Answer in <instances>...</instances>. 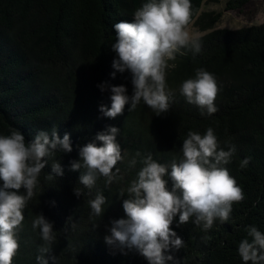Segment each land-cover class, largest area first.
<instances>
[{"label": "trees", "instance_id": "trees-1", "mask_svg": "<svg viewBox=\"0 0 264 264\" xmlns=\"http://www.w3.org/2000/svg\"><path fill=\"white\" fill-rule=\"evenodd\" d=\"M247 1L227 0L225 8L239 9ZM146 2L0 0V135L17 130L27 143L38 131L51 134L56 128L61 139L70 134L73 148L71 153L56 152L41 171L35 195L23 213L20 247L12 264H37L43 241L32 222L40 213L52 222L57 238L51 253L45 254L48 264H53L51 256L56 257L55 264H148L135 250L125 255L105 244L111 221L126 218L122 203L143 158L151 154L170 172L172 161L182 158L188 132L203 135L209 127L220 148L227 151L235 146L230 163L223 166L242 188L244 199L233 204L227 222L216 220L208 231L195 225L194 218L177 227L179 217H175L171 227L184 247L166 253L174 256L166 264H244L238 247L244 239L252 241L247 228L255 226L264 233V22L236 29L213 28L198 36L199 53L185 50L186 55L171 61L176 66L166 79L174 96L167 113L156 116L141 101L135 110L126 106L123 115L110 119L99 108L111 106V92L102 93L97 85H124L132 95L128 73H117L115 79L110 75L116 55L111 49L114 25L122 20L133 22L134 12ZM202 2L191 0L190 23ZM219 16L212 15L210 24ZM200 68L214 74L220 88L215 101L218 111L212 115L206 110L201 115L202 110L187 103L179 91L181 83ZM109 125L119 128L117 141L124 159L116 167L122 178L106 186L100 177L88 189L79 183L81 172L69 170V162L79 160L78 145L93 142ZM245 158H250L249 164L241 168ZM132 159L137 161L134 167ZM54 160L64 170L61 177L51 173ZM165 178L171 188L170 176ZM75 188L80 197L74 194ZM98 193L107 199L99 217L91 215L89 205ZM20 194H25L23 189Z\"/></svg>", "mask_w": 264, "mask_h": 264}, {"label": "clouds", "instance_id": "clouds-1", "mask_svg": "<svg viewBox=\"0 0 264 264\" xmlns=\"http://www.w3.org/2000/svg\"><path fill=\"white\" fill-rule=\"evenodd\" d=\"M133 16V22L122 20L114 25L116 37L111 49L116 55L112 61L114 71L110 74L115 79L117 73H128L132 95L127 94L124 85L107 82L97 85L102 93L111 92V106L101 104L99 108L110 119L123 115L126 106L129 111L135 110L141 101L156 116L167 113L174 96L167 84V69L176 66L169 62L175 61L178 55H186L185 50L193 53L202 50L199 38L188 31L191 0H148ZM179 91L187 103L202 110L201 115L205 110L209 115L218 111L215 101L220 88L214 74L197 69L194 77L181 83ZM118 134L119 128L109 125L96 134L93 142L77 146L79 160H71L69 170L81 172L80 184L91 189L100 177L105 178L106 186L122 178L116 167L124 159ZM72 151L70 134L65 133L61 139L56 128L51 134L38 131L27 143L17 130L0 135V264H12L19 251L18 232L25 218L23 213L35 195L38 177L48 159L56 152ZM181 151L182 158L172 161L170 172L168 166L154 160L151 154L142 159L143 166L127 188L128 198L122 203L126 218L111 221L109 234L104 237L106 245L125 255L135 250L148 264H166L174 260L173 255L166 253L184 247V241L171 227L175 217H179L177 227L194 218L192 222L202 225L204 231L211 229L216 220L225 223L230 219L233 204L244 199L242 188L223 166L230 163L235 146L227 151L220 148L213 128L209 127L203 135L189 131ZM249 160L245 158L240 167H246ZM136 163L132 159L130 166ZM51 173L57 177L64 175L59 160L51 164ZM167 176L171 178V188ZM21 189L25 194H20ZM74 194L80 197V190L75 188ZM119 195L123 197V190ZM106 203V197L98 193L89 201L91 215L102 216V206ZM32 228L39 229L43 241L38 248L37 264H48L45 254L51 253L57 239L53 224L40 213L33 220ZM247 231L252 241L244 239L239 243V256L244 264H264V233L255 226L248 227ZM50 258L55 264L56 257Z\"/></svg>", "mask_w": 264, "mask_h": 264}, {"label": "rangeland", "instance_id": "rangeland-1", "mask_svg": "<svg viewBox=\"0 0 264 264\" xmlns=\"http://www.w3.org/2000/svg\"><path fill=\"white\" fill-rule=\"evenodd\" d=\"M227 0H203L195 19L188 25L191 35L198 37L213 28L236 29L264 22V0H248L237 9H226ZM220 13L217 21L210 24L212 15ZM170 64H173L171 61ZM173 68L167 69V76Z\"/></svg>", "mask_w": 264, "mask_h": 264}]
</instances>
